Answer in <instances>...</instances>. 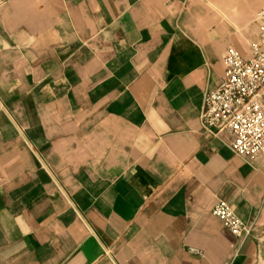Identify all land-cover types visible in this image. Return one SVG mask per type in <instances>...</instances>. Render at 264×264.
I'll return each instance as SVG.
<instances>
[{"label":"crops","instance_id":"0c3cea01","mask_svg":"<svg viewBox=\"0 0 264 264\" xmlns=\"http://www.w3.org/2000/svg\"><path fill=\"white\" fill-rule=\"evenodd\" d=\"M263 7L0 0V264H260L264 156L201 112Z\"/></svg>","mask_w":264,"mask_h":264},{"label":"built area","instance_id":"2783aa9c","mask_svg":"<svg viewBox=\"0 0 264 264\" xmlns=\"http://www.w3.org/2000/svg\"><path fill=\"white\" fill-rule=\"evenodd\" d=\"M257 19L260 30L250 44V55L228 49L224 74L218 85L204 94L201 112L203 126L216 134H228L232 151L249 162L264 156V7ZM212 213L236 237L252 235V227L227 202H216ZM189 251L201 254L197 248Z\"/></svg>","mask_w":264,"mask_h":264},{"label":"water","instance_id":"95a60500","mask_svg":"<svg viewBox=\"0 0 264 264\" xmlns=\"http://www.w3.org/2000/svg\"><path fill=\"white\" fill-rule=\"evenodd\" d=\"M260 264H264V250H263V256H262Z\"/></svg>","mask_w":264,"mask_h":264}]
</instances>
